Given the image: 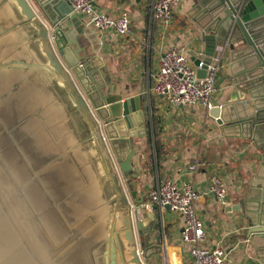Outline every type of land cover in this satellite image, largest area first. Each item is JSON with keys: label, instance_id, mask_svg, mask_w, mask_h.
I'll return each instance as SVG.
<instances>
[{"label": "water", "instance_id": "obj_1", "mask_svg": "<svg viewBox=\"0 0 264 264\" xmlns=\"http://www.w3.org/2000/svg\"><path fill=\"white\" fill-rule=\"evenodd\" d=\"M193 1L196 75L214 68L227 85L208 113L261 152L224 210L241 213L264 264V0ZM100 39L66 0H0V264H151L160 250L158 221L131 215L143 96L111 92Z\"/></svg>", "mask_w": 264, "mask_h": 264}, {"label": "crops", "instance_id": "obj_2", "mask_svg": "<svg viewBox=\"0 0 264 264\" xmlns=\"http://www.w3.org/2000/svg\"><path fill=\"white\" fill-rule=\"evenodd\" d=\"M95 11L117 15L128 12L130 31L118 36L112 29L96 32L100 47L115 62L108 65L111 92L123 98L141 94L147 136L135 143L133 170L138 179L137 201H147L157 184L171 180L177 185L191 183L200 194L195 208L203 220L205 246L220 245L227 252L226 264H260L255 245L248 237L240 212H226L250 189V183L261 168V152L250 139L224 132L201 106H172L153 93L154 75L163 48H177L191 56H200L203 43L200 29L193 20V0H179L171 25L165 29L152 16L153 0H92ZM224 72L217 71L216 79ZM227 85L216 87L211 107L219 105ZM158 147V150L157 148ZM198 162L195 172L188 170L190 160ZM219 176L226 188L224 203L209 189L212 176ZM141 218L152 216L158 221L153 240L159 252L151 256V264H183L188 256L181 241L182 223L167 208L142 209ZM147 264V263H144Z\"/></svg>", "mask_w": 264, "mask_h": 264}, {"label": "built area", "instance_id": "obj_3", "mask_svg": "<svg viewBox=\"0 0 264 264\" xmlns=\"http://www.w3.org/2000/svg\"><path fill=\"white\" fill-rule=\"evenodd\" d=\"M71 12L77 15L86 26L96 32L112 29L118 36H125L130 31L128 12L117 15L95 11L92 0H66ZM179 0H153L152 16L167 29L172 21ZM216 69L209 68L203 78L196 75L188 56L177 48H163L160 52L158 69L154 75L153 93L163 97L172 106H201L210 108L211 99L216 91ZM198 162L190 160L188 170L195 172ZM209 189L218 201L224 203L226 188L219 176H212ZM200 194L191 183L177 185L171 180L157 184L148 193L147 201H131L133 223L141 218V210L152 209L155 205L179 216L181 241L187 246L188 256L183 264H226L227 252L220 245L205 246L204 223L194 204ZM139 255L142 249L138 246Z\"/></svg>", "mask_w": 264, "mask_h": 264}, {"label": "trees", "instance_id": "obj_4", "mask_svg": "<svg viewBox=\"0 0 264 264\" xmlns=\"http://www.w3.org/2000/svg\"><path fill=\"white\" fill-rule=\"evenodd\" d=\"M157 148V150H158V147H156Z\"/></svg>", "mask_w": 264, "mask_h": 264}, {"label": "rangeland", "instance_id": "obj_5", "mask_svg": "<svg viewBox=\"0 0 264 264\" xmlns=\"http://www.w3.org/2000/svg\"><path fill=\"white\" fill-rule=\"evenodd\" d=\"M131 201H133V200H131Z\"/></svg>", "mask_w": 264, "mask_h": 264}]
</instances>
